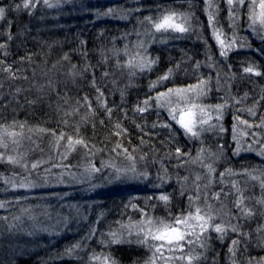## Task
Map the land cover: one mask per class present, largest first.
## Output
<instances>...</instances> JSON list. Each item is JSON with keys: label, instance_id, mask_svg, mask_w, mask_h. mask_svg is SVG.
Instances as JSON below:
<instances>
[{"label": "trees", "instance_id": "obj_1", "mask_svg": "<svg viewBox=\"0 0 264 264\" xmlns=\"http://www.w3.org/2000/svg\"><path fill=\"white\" fill-rule=\"evenodd\" d=\"M109 2L112 1L106 0L103 10L112 4L111 8L120 9L123 14L129 12L128 19L116 22H95L92 18L85 17L86 13L82 5L78 7L79 2L75 3L73 8L66 0H50V3L56 5L52 8H48L43 0H39L34 8L19 11L15 10V5L22 3V0H0V7L5 9V18L0 20V44L6 45L5 49H0V60L4 61L0 68L5 65L10 66L16 77L13 79L9 72L0 71V125L15 124V130L18 132L20 124L25 126L23 137L18 138L23 139L22 144L26 143L20 147L19 152L26 154L29 164L36 160L48 161L53 154L58 159L57 154L66 151L65 145L68 137L71 136L73 139L82 138L88 145V148L76 145L75 150L63 160L71 169L78 170L90 164H97L96 155L102 156L106 150L111 151L113 147L111 142H115V138H119L125 146H136L133 149L137 148L143 154L149 153L148 148L161 154V161L167 168H171L172 164L173 167L178 166L182 161L176 159L175 150L179 147L183 152L186 148L181 137L175 134L173 139L164 129L153 128L152 124L147 122L140 125L139 121H135L133 125L135 107L167 87L180 88L195 84L199 81L196 71L204 78L207 69H209L207 75L212 76L216 71L222 72L221 70L230 73L233 81H227L231 82L232 94L235 97L242 99L245 93L248 95L252 93L244 106L245 108L256 106L261 117L249 119L247 117L250 116L245 111L244 117L252 123H261V118L264 117V100H260V96L264 95V68L257 62L255 64L248 58L249 54L245 53L247 49L253 53L257 49L247 31L249 0H246V6L240 9L235 29L229 26L225 0H216L220 8L217 17L218 26L226 34H230L229 38L235 31L238 44L240 41H246L251 45V47L241 48L237 44L234 50L228 52L227 58L220 55V48L214 45L206 29L205 0H193L191 4L188 0ZM159 8L162 10L172 8L179 12L193 14V31L185 34L186 38L168 39L163 44L149 43L148 53L153 58L158 57V63L151 72L130 78L126 69L117 68V61L123 63L127 58L122 51L120 55H115V50H123L125 44L131 47L138 39H147L144 33L151 26L147 21L144 23L141 21L149 15H157L156 11ZM137 32L141 33L139 37L136 35ZM9 34L12 36L11 40L8 39ZM5 51L7 55L4 54ZM65 56L68 58L65 59ZM249 62L256 66L257 71L261 73L260 76L244 73L243 69L249 65ZM86 67L87 71H85ZM169 69H173L169 79L164 80L156 88L150 89V83L163 76ZM105 72L109 73L107 77L104 76ZM73 73H79V75H73ZM93 79L104 93V103L112 109L111 117L97 102L98 93L92 86ZM130 80L131 86H129ZM121 90H124L123 97ZM256 101L259 103L257 104ZM89 104L94 113L89 109ZM241 110L243 112L242 108ZM117 123L126 130L120 135H116L120 131L115 127ZM39 129L49 131L40 132ZM8 130L11 131L12 128L9 127ZM260 130L264 134V128ZM52 131H55L56 136L64 134L58 151H53L55 137L52 136ZM138 137L143 139L144 150L140 148L142 143L136 142ZM171 153L173 156L170 155ZM258 163L251 156L240 160L242 169L248 168L250 164L249 168H258ZM52 164V161L44 163L30 176L36 181L43 180L42 178L46 180L57 178L58 175H54L56 171L52 168ZM47 168H51L50 173L45 172ZM170 173L172 175L171 171ZM14 175L21 178L20 168H10L0 163V179ZM257 190L259 189L256 188ZM163 193L171 192L165 190ZM177 194L179 192L171 194L170 207L173 215L183 210L178 203L181 200H178ZM17 197H21V193L17 192L2 198L5 202L11 201V203L8 204V209H2L7 212L0 213V222L5 221L3 217L10 220L21 208L16 205ZM28 198L31 201L27 208H32V203H40L45 199V194L37 192L33 197L22 200L21 203L28 201ZM123 199L125 197L122 194H112L104 199H96L93 205L85 201L86 206L83 209L85 218H81L76 227H70L69 230L64 231L62 236L58 234L52 239L41 237L34 242L28 240L27 243L14 244L8 240L11 233L0 228V264H89L88 258L94 252L109 251L119 264H137L142 253L134 249L136 246L112 245L109 249L99 243L100 239H107V237H101L100 233H106L109 225L117 227L116 221H127L128 215H131L127 213L126 208L122 207ZM137 201L136 199L131 202L136 204ZM139 204L140 208L150 209L148 205ZM154 212L155 216L168 215L162 205L157 206ZM70 217L68 215V219ZM137 218L139 217L134 219ZM98 219L100 223L96 224ZM92 225L97 228V235L89 241H84L86 246L76 253L79 258L63 255L66 248L87 236ZM247 232L250 233L251 230ZM262 234L264 235V232Z\"/></svg>", "mask_w": 264, "mask_h": 264}, {"label": "snow or ice", "instance_id": "obj_2", "mask_svg": "<svg viewBox=\"0 0 264 264\" xmlns=\"http://www.w3.org/2000/svg\"><path fill=\"white\" fill-rule=\"evenodd\" d=\"M189 4L193 2V0H188ZM39 3V0H22V3L15 5V10L19 11L29 10L30 8H34L35 4ZM43 3L48 8L55 7L50 3V0H43ZM227 5L228 15H229V26L233 29L236 27V19L240 14V9L246 6V0H225ZM205 11L208 16V26L212 30V36L216 40L217 44L220 47V55L222 57L227 58L228 52L234 50L238 44V38L236 36L235 31H233L232 37L228 38L223 33L222 29L218 26V15H219V4L216 3V0H205ZM139 11V9H136ZM115 9L109 8L104 15H113L115 13ZM29 14H31L29 12ZM5 18V9L0 7V20ZM120 18L126 19L127 14L125 13ZM247 19L249 22V28L253 30L254 33L260 36V39L264 41V0H259L257 4V0H250L247 4ZM193 14L179 12L172 8H164L159 11L157 15L152 16L149 15L144 17V21L151 26L149 30H147L144 35L147 39H138L135 41L131 47L128 44H125L123 50H115V55H120L121 51L123 55L127 58L123 63L117 61L118 69H126L128 71L129 77H136L138 74L151 72L153 67L158 63V57L153 58L148 53V45L151 42H159L166 43L168 39H182L186 38L185 34H189L193 31ZM259 29V31H257ZM179 34V35H176ZM136 35L139 37L141 35L140 32H137ZM223 37V38H222ZM8 39L11 40V34L8 35ZM207 43V41H205ZM239 47H251L246 41H240ZM5 44H0V49H5ZM259 51H264L261 49ZM7 55V52H4ZM68 57L65 56V59ZM211 59V57H209ZM4 61L0 60V65H3ZM75 67V66H73ZM177 67H179L177 65ZM199 67V64H197ZM0 71H7L10 73L11 78H16L15 73L12 72L11 67L5 65L3 68H0ZM87 71V67L85 68ZM244 73H251L256 76H260L261 73L257 71L256 66L253 64L248 65L243 69ZM173 72V69H169L167 73L163 76L159 77L156 81L150 83V89L156 88L160 85L164 80L169 79ZM73 75H79V73H73ZM109 73L105 72L104 76L107 77ZM92 86L96 88L98 93L96 99L101 107L105 109L108 113L109 117H111L112 109L107 107L106 103H104V93L102 89L97 85L95 79L92 81ZM129 86H131V80L129 82ZM207 81L201 79L199 83L196 85H189L186 88H169L167 91L158 92L155 97H149L144 100L142 104H139L135 107V111L143 114L148 111L153 105L151 104V100H155V107L157 109L164 108L168 111L169 114V123L160 124V127L173 129L174 125L171 121L175 122V125L179 126V129L183 131V134L190 140H200L201 136L205 132L212 131L216 128V125L210 124L211 115L206 112L204 106H202L198 101L201 97L207 95ZM19 91V89L17 90ZM194 94V95H189ZM124 90H121V96L123 97ZM175 98V99H173ZM248 94L245 93L242 99H247ZM260 100H264V95L260 96ZM85 101H87V97H85ZM240 103V100L236 101ZM258 104L259 101H256ZM224 105H216L215 111L217 112L216 119H220L222 116V109ZM89 109L91 111V105L89 104ZM248 112L250 115H255V108H249ZM71 115V113H68ZM207 116V118H205ZM236 119L241 124H246L249 128L253 125L250 124L246 120H240L239 117ZM67 123V121H64ZM9 127L12 128L9 131ZM15 124L12 126L0 125V163H6L14 168L18 167L25 174L22 179L17 182L15 175L13 177L3 178V183L8 185L12 191L24 190L30 191L32 188L37 187L36 183H34L29 176L32 172H35L38 168H40L44 163H48L51 161L52 157H49L48 161L38 160L35 162H29L26 159L25 153H20L18 147L13 148L12 151L17 152L18 155H10L8 154L9 144L22 146L21 140L17 137H23V128L25 127L23 124L19 125L20 131L15 130ZM116 129H119L116 135H120L126 130L122 129L121 125L117 123L115 125ZM139 127V125L137 126ZM153 128L157 127V124L152 125ZM256 127L264 128V117L261 118V123L257 124ZM223 131V128H220ZM31 131V129L29 130ZM40 132H47L49 130L39 129ZM235 131V129H234ZM52 136L55 137V148L53 151H58L60 147L61 141L64 139V134L61 133L60 136H56L55 131L51 132ZM175 132L170 131V136L174 139ZM253 137L257 136V133L252 134ZM31 139V137H28ZM234 140L236 137L234 135ZM260 141L253 139L251 144H248L247 147H244L240 144L238 140H236L237 147L233 153V155H239L241 151H256L253 148V144L259 143ZM143 143V141H142ZM203 143V141H201ZM76 145H82L85 148H88L87 143L82 138L73 139V137L69 136L67 140V144L65 145V152L60 153V163L52 164V167H67L62 164V161L67 159V156L71 151L75 150ZM122 146L118 143L116 148H121ZM116 148L113 151H116ZM123 152L127 155V159L130 161H134V157L128 153L126 148L123 149ZM206 149L203 147L200 148L197 155L195 157H191V153L189 152H181L179 147L176 148V159L178 161L181 160L182 157H190L192 164H199L200 167L206 169V173L201 175L199 173L196 174L195 179L193 181V191L195 195H188V206L186 209L181 210V212L177 215H173L171 213V194L170 193H161L155 197H147L146 200L155 199L158 204H162V206L167 210L168 215L166 217L162 216H154L151 212L147 211L145 208H139L136 204L129 202V205L126 207H131L134 211L140 213V219L135 220L133 217L129 216L127 221H116L117 227H113L109 225L108 231L106 233H100L101 237H107V239H100L99 243L105 248H111L112 245H136L138 247L145 248L150 255L148 259L144 262V264H194L195 261H200L203 256L201 252H197L196 249L199 248L201 250L206 251L209 247L208 241L212 238L209 233V229L218 234L217 239L221 242L225 240L228 235V232L235 233L237 238L231 241V245L228 248V252L230 254V259L232 260V264H236V261L232 259L236 256L237 251L242 243L241 237L247 239L249 236L248 233L242 232V225L231 223L232 219L236 220H251L255 213L254 211L247 206L245 201L253 199L252 197L246 196L245 192L247 188L241 185L239 180H226L225 177L232 176H246L252 181H257L259 183V187L261 189V198L256 200V203L264 207V168L257 169L253 168L251 171L248 169H242L240 171L234 170L232 168L225 169L224 172L219 174L218 183L222 185H226L229 187V191H224L222 188L220 192L211 193L210 189L214 183V174L216 169L214 167L215 160L211 163H206V160L212 157H216L219 159L217 154L208 153L207 157L205 156ZM119 154V153H118ZM258 156L264 158V143L261 144L260 149L256 152ZM144 159V157H141ZM187 162V161H184ZM178 166L182 167L183 163ZM103 167H114L113 165H102L101 168H97L92 166L90 169H86L89 173V177L95 173H99L102 171ZM135 175L131 177L132 179H139L140 176H143L144 179L148 178L147 172H136V165L133 163L130 169ZM46 173L51 172V168L45 169ZM116 180L122 179V177L127 176V171L121 170L119 168L115 169ZM254 173H258L254 174ZM44 183H47L46 178H42ZM170 177L167 176V170H164L163 175H159L157 177V183L153 185L156 188H162L165 183L168 182ZM188 177L185 176L183 178L184 182L188 181ZM201 181H206L201 184ZM179 182V181H178ZM248 181L244 182L247 185ZM95 187V185L93 186ZM187 191L186 184L181 183V192L180 194L183 196ZM233 197L232 205L237 210L238 215H233L231 209L225 211L227 208V200L229 197ZM223 197V199H221ZM27 199V197H17L15 202L20 203L21 200ZM210 199H215L220 207L217 208L215 205L209 202ZM11 201L5 202L0 201V209H7L8 204ZM153 211L156 205L151 206ZM22 211L28 215V219L32 221H36L38 219L37 216L32 215L31 208L22 209ZM79 210L77 209V212ZM44 215H50L45 209ZM264 215V213H261ZM228 217V220H225L223 217ZM220 219V223H215L217 219ZM4 220H7V217H3ZM16 221H20L21 217H14ZM69 221L68 218L65 217L63 219V224L67 227ZM96 224L100 223L98 219ZM16 225H9V232H11L12 228ZM23 231V229H21ZM36 231H47V229L36 228ZM257 232H264V226H258ZM34 232H28L27 235H34ZM58 234V233H57ZM97 235V228L95 225L90 226L87 236L83 238L82 241H77L72 244L70 247L65 249L63 255L69 257H76V253L78 250H83L86 246L84 241H89L93 237ZM264 244V240L261 241ZM89 264H119V261L113 256L112 252L109 251L107 253H93L89 256ZM251 264V261H249ZM258 264H264V259H262Z\"/></svg>", "mask_w": 264, "mask_h": 264}, {"label": "rangeland", "instance_id": "obj_3", "mask_svg": "<svg viewBox=\"0 0 264 264\" xmlns=\"http://www.w3.org/2000/svg\"><path fill=\"white\" fill-rule=\"evenodd\" d=\"M66 1L73 8L75 7L74 6L75 3L79 2L78 7L82 5L83 11L85 10L86 13L85 17L92 18V20H94L95 22H101V21L116 22L117 20H121L122 18L120 17L124 15L123 11L120 9H116L117 11H115L113 15H104V13L107 12L112 5L111 4L110 6H108L106 10H103L105 8L103 7V5L106 4V0H69V1L66 0ZM74 1H78V2H74ZM110 1L112 2L109 3H114V1H119V0H110ZM258 3L259 0H257V4ZM161 10L162 9L159 8L157 9L156 12H159ZM128 13H126L127 14L126 19H128L129 17ZM205 21L207 22L206 29L208 31L210 38L212 39L214 45L220 48L216 40L212 36L211 28L208 26V16L205 17ZM247 31L249 33V38H251V40L256 44L257 49H255L254 53L250 52L247 49L245 50V53L249 54L247 55L249 56L248 58L251 59L255 64L257 62L259 66L261 65L264 68V51H259L261 49H264V41H262L260 39V36L254 33L253 30L249 28V23L247 26ZM257 31H259V29H257ZM223 33L227 37L230 35V34H226L224 31ZM250 64L253 63L249 62V65ZM208 71L209 69L206 70V77L204 78L201 76V74L198 71H196L199 81L201 79L207 81V89H208L207 95L201 97L198 103L204 106L206 112L211 115L212 118L209 121V123L216 125V128L214 130L203 133L200 140H195V139L190 140L183 134V131L179 129V126L175 125L174 121H171V123L174 125L173 129L171 130L168 128L160 127L159 126L160 124L170 122L169 114L168 111L164 108L157 109L155 107L156 102L154 99L151 102L153 107H151L145 113L140 114L136 111L134 112L133 125L135 124V121H139L140 125H142L143 122H147L152 125L157 124V127L159 129H164L167 135H170V131L175 132L176 135L181 137V139L183 140V144L186 147L185 151H183L182 153L189 152L191 153V157H195L198 151L200 150V148L202 147L206 149L205 152L206 157L209 152L217 154L219 159H216V157H212L206 160V163H211L213 162V160H215L214 167L216 169V172L214 174L213 186L210 189V195H211V193L220 192L222 188L224 189V191H229L228 186L222 185L217 182L220 178L219 174L221 172H224L225 169L227 168H232L237 171L242 170V167L240 166L241 159H248V157L251 156L253 159H256L259 162L257 165L258 167L257 169L264 168V158H261L256 154V152L260 149L261 144L264 143V134L262 133L263 131L260 130V128L256 127L258 123H252L251 120L247 119V118L257 119L261 117L259 111H257L256 106H253L255 108L254 116L249 114L248 112L249 107L245 108L244 106V103L246 102V100L249 99V97L252 96V93L248 95L247 99H239L238 97H235V95L232 94L231 82H228V81H233L232 75L230 73L221 70L222 72L216 71V73L212 76L211 74L207 75ZM199 81H197L193 85H196L197 83H199ZM186 87L188 86L180 87V88H186ZM169 88H176V87H167L165 90H162L160 92L167 91V89ZM189 95L191 96L194 94H189ZM155 96L156 94L154 95V97ZM237 100H240V103H237L236 102ZM216 105H224L222 109V116L219 120L216 119L217 116V112L215 111ZM240 107L243 109V112ZM244 111L250 117L245 118L244 116L246 115ZM236 117H239L240 120L248 121L253 126L249 128L246 124L239 123ZM205 118H207V116H205ZM221 127L223 128V131L220 130ZM253 133H257V136L253 137L252 135ZM234 135L236 137V140H238L240 144L244 147H247L248 144H251L253 139L260 141L259 143L252 145L256 151H252V152L241 151V153L238 156L233 155L237 147L236 140L233 139ZM145 136H147V134ZM151 137L155 138V136H151ZM20 140L23 141V139ZM142 141L143 139L141 137H138L136 140V142L139 143H142ZM201 141H203V143H201ZM111 143L113 145L111 151L106 150L102 154V156H100L99 154L96 155V159L98 162L97 164H90L89 166H85L81 169L75 170V168L71 169V167L67 162L65 163L64 161H62V164L66 165L67 167H52L56 171L54 175H58V177L47 180L46 184L44 183L43 180L36 181L34 178L29 176V179H31L34 183L39 185L37 187L32 188L30 191H24L22 189L17 191H12L8 185L3 183V179H0V201H4L2 198H7L9 197V195L11 196L13 194H16L17 192L21 193V197L25 196L30 198L33 197V195L37 192H41L42 194H45V199L40 201V203L39 202L32 203L33 205V207L31 208L33 210L32 215L38 217V219L35 222L28 219V215L22 211V209L27 208L28 203H30L31 200L29 198L28 201H26L27 203L26 202L16 203V205L21 208L17 211L15 215L11 217L10 220H5L4 222H0V228H2V230L4 231L9 229V225H16L15 227L12 228L8 240L14 244L19 243L20 245L23 244L24 242L25 243L29 242L28 240L34 242V240H37L41 237L52 239L53 237H56L58 234L59 236H62L64 231L69 230L70 227H76L77 223L81 220V218H85V210H83L86 206L85 201H87L89 205H93L96 199L98 198L104 199V197H107L112 194H122L125 197V199H123L124 205H122V207L128 210L127 211L128 214L134 215L135 217L132 216L133 218L139 217L135 220L140 219V213L134 211L130 206L126 207V205H129L130 201L137 199L138 201L136 205L139 208L141 207L139 203L145 206L148 205L150 206V209L147 211L151 212L152 215H154L155 212L153 211L151 206L152 205L161 206L162 204H158L155 199H152L153 200L152 201V200H146V198L150 196L151 197L158 196L163 191L165 192V190L171 192L170 194L172 195L175 192H179V194H177L179 196L178 200L181 201H178V203L181 205V207H183V209L187 208L189 203L188 195L189 194L195 195L193 191L194 188L193 181L195 179V176L197 173L204 175L206 173L205 168L200 167L198 163L192 164L190 157L181 158V161L183 163L182 167L177 165L173 167L172 164L171 168H167L165 167L166 166L165 163L161 161L162 160L160 156L161 154L152 151V149L150 148H148L149 153L146 155L143 154L141 151H139L137 148L136 150L133 149L136 146L133 147V146H125V144L123 145L120 142L119 138H115V142H111ZM118 143L122 146L121 148H116V145ZM24 144L21 143L22 146H17L10 143L8 154L14 156L18 155V153L12 151V149L16 147L20 149V147H23ZM144 146H145L144 143H142L140 147L141 150H144L145 148ZM114 148H116V151H113ZM124 148H126L128 150V153H130L134 157V161H130L127 159V155L123 152ZM0 151H3V149H0ZM26 153H28V151H26ZM30 153H31V149L29 154ZM172 154L173 153H171L170 155ZM57 156L58 159L56 158L55 154H53L51 159L53 164L61 162L59 160L60 154H57ZM141 157H144V159H141ZM133 163H135L136 165L137 173L147 172L148 174L147 179H144L143 176H140L139 179H135V180L131 178L135 175V173H133L130 170L131 165ZM245 163H246L245 166H247V162ZM109 164L113 165L114 167H103L101 172L95 173L91 175V177H89V173L86 171V169H90L92 166L101 168L102 165H109ZM6 165H8L10 168H14L9 164ZM250 165L248 166V168L245 167L243 169H248L249 171H251L253 168H249ZM116 168L127 171V176L122 177V179L120 180H116L115 179ZM165 169L167 170V176L170 177V179L168 180L167 183L163 185L162 188L153 187V185L158 182L157 177L159 175H163ZM170 171L172 172V175ZM20 174H21V178H17L15 176L17 182H19V180L22 179L23 176L25 175L21 169H20ZM254 174L258 175V173H254ZM185 176L189 178L187 182H184L183 180ZM225 179L239 180L241 182V185L247 188L245 195L252 197L253 199L247 200L245 201V203L255 213L254 217L251 220H243V219L231 220V223L233 224L242 225V229H241L242 232L248 233L247 230H251V232L248 233L249 236L247 237V239L241 237L242 243L239 247V250L236 253V256L233 257L232 259L236 261V264H249V261H251V264H258V262L264 259V251L262 250L264 249V244L261 243V241L264 240V235L262 234L263 232H259V233L257 232L258 227L256 226V225L264 226V215H261V213H264V207L256 203V200L260 199L262 195L261 189L259 187V183L257 181L250 180L246 176H232V177H225ZM246 180L248 181L247 185L244 184ZM205 182L206 181H201V184ZM181 183H185L187 188V191L183 196L180 194ZM94 185L95 187H93ZM256 188L259 190L256 191ZM221 199H223V197H221ZM25 200L26 199H23V201ZM232 200L233 197L230 196L226 202L227 208L225 209V211L231 209L233 215H238L237 210L232 205ZM150 201L151 204H149ZM209 202L215 205L217 208L220 207V204H218L215 199H210ZM45 209L50 215L42 214L44 213ZM77 209L79 210L78 212ZM5 212H7V210L0 209V213H5ZM180 212L181 211H178V213ZM68 215H70L71 217L68 219L69 223L67 227H65L63 224V219L65 217L68 218ZM131 215H128V217ZM16 216H20L21 220L16 221L14 219V217ZM223 218L225 220L229 219L226 216ZM220 222L221 221L219 218L215 221V223H220ZM36 228L47 229V231H36ZM21 229H23V231H21ZM34 231H35L34 235H27L28 232H34ZM208 234H210V236L212 237L208 241L209 247L206 251L201 250L199 248L196 249L197 252L202 253L203 258L200 261H195L194 264H232V260L230 259L228 248L231 245V241L237 238L236 234L229 231L227 237L223 242L217 239L218 234L215 233L214 231H211V229H209ZM126 246L134 247L136 245L133 244ZM134 249H137L142 253L141 259L139 262H137V264H144V262L148 259L150 253L143 247L136 246ZM177 264H180V262H177Z\"/></svg>", "mask_w": 264, "mask_h": 264}]
</instances>
